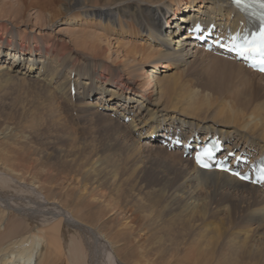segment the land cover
Segmentation results:
<instances>
[{"label":"bare ground","instance_id":"1","mask_svg":"<svg viewBox=\"0 0 264 264\" xmlns=\"http://www.w3.org/2000/svg\"><path fill=\"white\" fill-rule=\"evenodd\" d=\"M51 1L30 0V4L47 7L46 15L50 20L55 14L66 13L61 22L74 29L65 33L67 35L57 32L58 36H53L51 26L46 34L34 27L31 29L28 24H18L11 31L13 41L0 34V83L7 84L11 78L45 82L53 85L52 91L56 94H66L67 99L73 87L79 113L93 114L95 123L104 120V124L112 128L118 120L139 140L147 138L156 143L154 136L158 139L159 131L166 130L182 137L185 143L218 137L224 141V152L235 150L245 159L242 160L245 166L250 165L252 159H264V97L258 95L260 87L252 80L256 77L264 80V74L240 61L204 51L189 30L195 23L211 24L208 35L219 34L220 37L243 29L246 19L230 0H70L57 10L51 7ZM55 24V21L51 23ZM100 24L104 34L98 29ZM199 56L216 59L228 82L237 86L238 100L233 97L218 100L215 95L196 87L195 82L184 83L180 72L170 73ZM234 102L251 103L252 110L244 114ZM0 134L6 132L0 131ZM24 140L22 136L19 141ZM2 142L0 171L9 175L12 182L30 184L39 195L46 194L44 199L69 212L70 219L84 227L89 238L87 244L84 238H70L71 244L65 245L61 221L47 225L45 218L36 223L27 210L31 208V201L27 204V199L40 203L43 197H27L7 190L9 186L3 177L0 180L3 196L0 199V264H88L89 261L93 264L96 260L93 253L99 246L100 261L112 264L101 236L110 243L108 247L121 264H264V260L259 261L262 259L260 242L253 243L248 233L241 238L231 236L217 246L211 243L201 226H196V231L190 228L185 233H176L172 223L162 226L158 216L152 217L149 226L138 232L127 228L117 232L100 231L83 214L90 206L89 201L93 202L87 188L82 186L78 200L63 192L50 194L52 186L47 178L34 172L37 166L25 170L18 160L14 164L9 151L14 143ZM174 152L168 160L180 164L183 170L184 215H195L199 209L203 216L205 208L200 210L199 205L205 207L206 200L232 193L248 202L250 218L264 222V190L260 186L241 182L221 171H204L192 159L185 160L183 149L176 148ZM102 156L104 154L93 158L88 174L112 173L106 164L111 166L115 159L106 160ZM15 198H20L23 204L13 206L10 199L15 201ZM153 201L147 202L148 209L156 208ZM161 229L164 234H160ZM126 231L134 238L133 248L124 237ZM147 232L152 239L144 245ZM259 234L253 233L255 239ZM91 236L98 244L90 241ZM67 248L72 253H68Z\"/></svg>","mask_w":264,"mask_h":264},{"label":"rangeland","instance_id":"2","mask_svg":"<svg viewBox=\"0 0 264 264\" xmlns=\"http://www.w3.org/2000/svg\"><path fill=\"white\" fill-rule=\"evenodd\" d=\"M69 1L52 0L51 7L57 10ZM46 12L47 7L30 4V0L28 2L27 0H0V34L5 39L13 41L11 31L18 24H28L31 29L34 27L43 33H49L53 28L51 33L53 36H58L57 32L65 34L72 31L73 27L68 28L61 22L65 19L66 13L61 15L60 12L59 16L55 14L52 16L53 20H50ZM53 21L56 24L52 26ZM98 29L104 34L101 24ZM184 32L185 30L180 35ZM213 56L191 58L187 64H183L170 73L180 72L184 83L188 80L193 81L198 85L196 87L215 95L218 100L226 99V97L238 100L239 97L235 96L237 86L233 82H228ZM216 57L223 58L218 55ZM252 80L260 87L258 95L264 97V80L258 77ZM33 83L35 82L29 79L23 81L16 78H11L7 84L0 83V131L6 132V134H0V146L3 144L2 140L14 143L9 147L13 155H10L11 161L14 163L18 160L17 163L25 170L37 166L34 172L36 171L37 175L42 173L47 178L52 186L50 194L63 192L74 195L78 200L82 186L83 189L87 188L93 196V202L89 201L90 206L87 210L84 209L83 214L100 231L113 229L117 232L127 228L138 232L141 228L149 226L152 217L158 216L162 226L172 223L174 225L172 230L176 233L182 231L185 233L190 228L196 231V226H201L207 238H211L209 239L211 243L217 246L231 236L241 238L248 233L253 237V243L256 240L257 244L260 242L262 259L259 261L264 260V222L250 218V207L244 198L232 193L225 196L217 195L212 200H206L205 207L199 205L200 210L205 208L203 216H200L199 209L196 210L195 215L192 214L194 216L184 215L183 207L186 203L182 196L183 185H185L183 170L180 164L175 165L168 160L169 155L175 153V150H168L160 143H154L147 138L139 140L118 120L114 121L116 127L112 128L111 125L107 127L101 117L98 118L103 121L95 123V115L83 116L79 113L76 91L73 87L70 91V99H67L66 94L58 95L53 92V85H46L45 82ZM234 103H237V108L244 114L252 110L251 103L246 105L241 102ZM100 110L102 111V108ZM128 121L125 120V122ZM119 131L121 134H118ZM22 136L25 138L24 142L19 141ZM157 137L160 138V133ZM101 154H104L102 157L106 160L115 159V163H111V166L106 164L112 173L115 172L88 174L87 168L90 167L93 158ZM184 158L191 160L189 156L184 155ZM16 162L14 164H17ZM3 177L9 179L4 178V182L9 186L7 190L20 192L22 195H28L27 197L32 195L43 197L40 203L31 198L26 200L27 204L31 201L29 205L31 208L27 210L36 223L42 222L45 218L47 225L61 221L65 245L71 244L69 239L75 240V237L84 238L87 244L89 236L86 235L84 227L73 222L69 212L67 214L61 210L57 204H49L44 199L46 194L39 195L32 185L22 182L14 183L9 175L0 171V180H3ZM7 182L11 183V187ZM1 197L3 196L0 195V199ZM12 200L10 199V202L13 206L23 204L20 198ZM150 201L154 202L153 206L156 205V208H147V202ZM255 232L260 233L256 239L253 236ZM160 234H164L162 229ZM124 237L127 239L128 246L133 248L134 238L131 237V233L127 232ZM91 238L93 240L90 239V241L95 242V245L98 244L95 238L92 236ZM101 238L104 240L102 243L112 264H121L108 247L110 243L105 237L101 236ZM150 239H152L150 232H147L143 238L144 245L148 244ZM97 248L100 249V246ZM97 250L93 253L96 256L93 264H111L100 261L99 250ZM67 251L72 253L70 248H67ZM88 264H91V261Z\"/></svg>","mask_w":264,"mask_h":264},{"label":"snow or ice","instance_id":"3","mask_svg":"<svg viewBox=\"0 0 264 264\" xmlns=\"http://www.w3.org/2000/svg\"><path fill=\"white\" fill-rule=\"evenodd\" d=\"M237 3L240 0H236ZM261 8H264V0H260ZM261 26L259 31L251 36V38L245 37L243 41L239 44H234L235 50L240 56L250 57L254 60L256 64L261 65L260 71H264V14L260 17ZM235 39V38H234ZM211 156V150L205 149L203 152L198 153L196 156V162L204 167L208 165L204 163L205 157ZM227 171L228 169H223ZM240 177L241 179L248 180L250 177L246 175H241L239 172L233 173ZM253 183H264V168L258 170V179L253 180Z\"/></svg>","mask_w":264,"mask_h":264}]
</instances>
